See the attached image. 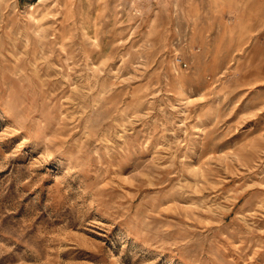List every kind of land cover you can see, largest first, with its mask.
<instances>
[{"label":"rangeland","instance_id":"rangeland-1","mask_svg":"<svg viewBox=\"0 0 264 264\" xmlns=\"http://www.w3.org/2000/svg\"><path fill=\"white\" fill-rule=\"evenodd\" d=\"M0 264H264V0H0Z\"/></svg>","mask_w":264,"mask_h":264},{"label":"bare ground","instance_id":"bare-ground-1","mask_svg":"<svg viewBox=\"0 0 264 264\" xmlns=\"http://www.w3.org/2000/svg\"><path fill=\"white\" fill-rule=\"evenodd\" d=\"M235 13V12H234ZM236 13H237V11H236Z\"/></svg>","mask_w":264,"mask_h":264}]
</instances>
